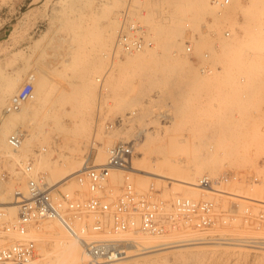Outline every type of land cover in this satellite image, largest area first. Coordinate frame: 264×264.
I'll use <instances>...</instances> for the list:
<instances>
[{
    "label": "rangeland",
    "instance_id": "obj_1",
    "mask_svg": "<svg viewBox=\"0 0 264 264\" xmlns=\"http://www.w3.org/2000/svg\"><path fill=\"white\" fill-rule=\"evenodd\" d=\"M192 1L0 0V142L4 139L11 150L8 134L19 126L29 129L22 155L29 154L35 168L54 183L60 177L55 170L63 163L69 161L74 166L89 155L93 163H99L102 155L106 161L108 146L131 140L135 149L132 163L144 172L156 171L154 164L165 170L177 160L191 165L197 160L204 166V174L211 176L228 171L257 175L258 181L232 182L228 189L264 199V1L230 0L222 15L211 0H202L198 8ZM129 3L131 14L148 27L154 42L153 47L140 51L143 55L132 59L133 63V55L121 51L113 55L119 15ZM141 9L149 14L147 19L139 16ZM209 19L211 23L204 29ZM161 24L164 29H177L178 34L168 38ZM224 28L232 35L225 37ZM189 29L197 37V61L185 54L184 38ZM205 51L220 70L200 72L198 62L204 60ZM31 76L33 99L17 112L6 114L10 98ZM128 112L133 114L127 119ZM120 116L123 123L108 128L109 121ZM185 169L175 167V174L187 177ZM114 171L120 178L114 180L111 173L109 183L113 194L119 195L127 172ZM129 174L141 191L154 183L165 185L168 195H198L196 188L179 180L158 181ZM1 186L25 191L26 178L18 157L7 155L0 146ZM60 188L74 189V178ZM214 196L205 192L198 197ZM51 224L41 221L29 232H66L71 236L60 223L63 229ZM158 236L171 244L187 238L193 242L189 246H195L181 250L169 243L126 246L125 254L113 264H264V249L246 240L264 236V228L239 225L201 233L180 226L162 235L140 230L118 235L126 242ZM44 245L52 248L51 241ZM72 255L78 261L72 264H97L90 263L83 249L73 250Z\"/></svg>",
    "mask_w": 264,
    "mask_h": 264
},
{
    "label": "built area",
    "instance_id": "obj_2",
    "mask_svg": "<svg viewBox=\"0 0 264 264\" xmlns=\"http://www.w3.org/2000/svg\"><path fill=\"white\" fill-rule=\"evenodd\" d=\"M211 4L221 15L227 11L230 0H211ZM121 13L116 47L124 53L151 47L153 40L148 36L146 27L136 21L128 10ZM210 23L209 19L203 28L207 29ZM222 34L229 37L232 32L224 28ZM196 39V34L189 29L184 44L185 54L192 61L198 60L194 54ZM218 46L216 41L215 48ZM210 57V52L205 51L204 60L198 62L202 74L220 70V66L212 64ZM240 79L245 81L243 75ZM34 91L35 82L31 76L10 98L5 113L17 112L28 104L34 97ZM132 114L128 112L126 116L130 118ZM123 121L120 116L113 122L109 121L107 126L112 128ZM28 135L29 129L19 126L8 134L7 139L18 152ZM134 155V142L131 140H119L110 145L103 163H93L89 155L84 169L73 177L74 189H61L62 184L49 182L45 173L35 168L31 158L20 162L26 189L19 194L16 217L12 218L5 207H0V264H52L42 258L36 240L29 232L44 220L59 221L80 241L90 263L100 264H113L122 256L129 242L118 235L129 231L162 235L167 229L175 230L180 226L201 233L216 227L239 225L264 228V208L256 204L264 205V202L228 189L232 182L258 181L257 175L228 171L217 176H200L194 185L201 192L216 194L214 197L194 198L179 193L168 195L166 191L169 189H165V185L157 187L154 183L146 191H141L129 174ZM116 169L127 172L119 195L113 194V186L109 183L111 173ZM246 240L250 245L264 249V236Z\"/></svg>",
    "mask_w": 264,
    "mask_h": 264
},
{
    "label": "bare ground",
    "instance_id": "obj_3",
    "mask_svg": "<svg viewBox=\"0 0 264 264\" xmlns=\"http://www.w3.org/2000/svg\"><path fill=\"white\" fill-rule=\"evenodd\" d=\"M201 1L202 0H193L192 2H191V5H196L195 7H200V5H201ZM205 1V0H204ZM264 0H262V2H263ZM254 3V2H253ZM255 3H257V2H255ZM199 5V6H198ZM256 5V4H255ZM203 6V5H202ZM131 8H130V3H129V5L127 6V8L126 9H124V10H122L121 12H123V11H127L128 10V12H129V14H131V10H130ZM201 9V8H200ZM197 10V9H196ZM198 11H199V9H198ZM203 12H204V10H203ZM208 13H210V12H208ZM132 15V14H131ZM149 14L147 13V12H145V10H143V9H141L140 11H139V16L141 17V19H142V17L143 18H148L149 16H148ZM222 15V14H221ZM121 16H122V13H120V15H119V20H120V18H121ZM132 17L136 20V21H139L143 26H145L146 27V29H147V31H148V36L149 37H151V34H150V31H149V29H148V27L144 24V23H142L136 16H133L132 15ZM148 22V21H147ZM121 24V23H120ZM196 24V23H195ZM162 25V24H161ZM166 26V25H165ZM160 27V26H159ZM159 27H158V29L157 30H159L160 32H161V30L162 29H164L163 27V25H162V29L160 30L159 29ZM120 29V28H119ZM119 29H118V31H117V35H118V32H119ZM163 31V30H162ZM177 31V29H171V28H169V27H167L166 26V28L164 29V34L163 35H165V36H168V38L169 37H171L172 35H177L178 33L176 32ZM177 33V34H176ZM160 34V33H159ZM160 35V37L161 36H163V35ZM117 37V36H116ZM173 37H175V36H173ZM210 37V36H209ZM163 38H165V37H163ZM167 37L165 38V39H168ZM207 38V37H206ZM152 39V38H151ZM159 39V38H158ZM162 39V38H161ZM173 39V38H172ZM153 40V39H152ZM174 40V39H173ZM163 41V40H162ZM170 41V40H169ZM182 41H180V43H181ZM180 43H178V44H180ZM183 43V42H182ZM181 43V44H182ZM153 44H154V42H153ZM175 44V43H174ZM179 46V45H178ZM195 46V45H194ZM151 47H153V45L151 46ZM151 47H148V48H151ZM197 47V46H196ZM195 47V48H196ZM199 47V46H198ZM199 49V48H198ZM200 50V49H199ZM205 50V49H204ZM118 51H121V53L122 54H124V55H133L132 56V58H131V61H132V59H136L137 57H139V56H141V55H143L142 53L143 52H141V53H139L140 51H135V52H128V53H124V51H122L121 49H120V47H116V39H115V43H114V49H113V55H117V52ZM144 51V50H143ZM166 52V51H165ZM137 53V54H136ZM109 54H110V52H109ZM109 54H107V55H109ZM135 57V58H134ZM176 60V59H175ZM181 60V59H180ZM160 61V60H159ZM167 61V60H166ZM180 62V61H179ZM132 63H133V61H132ZM189 63V62H188ZM129 65H130V63H129ZM158 65V64H157ZM147 66V65H146ZM172 66H174V65H171V67ZM180 66V68H181V65H179ZM178 67V66H177ZM174 68V67H173ZM226 68V67H225ZM161 70V69H160ZM168 70H169V68H168ZM173 75V74H172ZM176 79V78H175ZM183 81V80H182ZM163 108V107H162ZM127 114V113H126ZM165 114V117H169L168 115V113H164ZM164 116V115H163ZM126 118H128V116H126ZM43 126V125H42ZM167 129V128H166ZM41 131V130H40ZM159 133V132H158ZM144 135V134H143ZM166 138V137H165ZM185 139V138H184ZM6 140V139H5ZM124 141V140H123ZM107 143L108 144H110V143H112L111 142V140L110 141H107ZM201 143V142H200ZM8 144V143H7ZM206 144H204V146H205ZM0 146H1V148L3 147V148H5V151L7 152V155H9V156H12V157H18V162L20 163V162H22V161H24V160H27L28 158H29V154L28 155H22V147L20 148V150L18 151V152H16L12 147H11V150L10 149H8V148H6V146H5V143H4V139L0 142ZM99 146V145H98ZM109 147V146H108ZM107 147V148H108ZM106 148V149H107ZM7 149V150H6ZM98 155H99V152H98ZM197 155V154H196ZM199 155V154H198ZM197 155V156H198ZM202 156V155H201ZM203 156H205V157H207L208 155H205L204 153H203ZM212 158H216V156L214 155V154H212V155H210ZM209 156V157H210ZM13 159V158H12ZM98 159V158H97ZM101 159V160H100ZM100 162L99 163H103V162H105V158H104V156L102 155V156H100ZM104 160V161H103ZM181 160V159H180ZM183 161H185L184 163H182L181 161H176V162H174V163H176L175 165L173 164V162L172 163H170V164H167V166H166V169L165 170H162L161 169V167L159 166V165H153V169L154 170H156V171H145V172H147V173H145L144 171H142V170H140V169H138V166H136V165H134L133 163H132V166L129 168V172L130 173H135V174H137V175H139L140 177H142V175H147V176H150V177H152L154 180L156 179V180H158V181H168V182H171L172 180H179V181H181V182H184L185 184H189V185H191L190 187H192L193 189H197L198 190V195L196 196V197H194V198H199L198 196L199 195H203V194H205V192L206 193H211V191H203V192H201L194 184L196 183V182H194V181H196V178H199L200 176H202L203 174H204V166L202 165V164H200L199 162H194L193 161V165H191V162H189V164L188 163H186V160H183ZM71 163V162H70ZM69 163V161L68 162H66V163H63L62 164V166L60 167H58V169H56L55 170V166H50V170L51 171H53V170H55L56 172H58V174H59V178L54 182V183H59L60 185L61 184H63L64 182H66V181H68L69 179H71V178H73L74 176H75V174L76 173H78L79 171H81L82 169H84V167H85V159L84 160H82V161H80L78 164H76V165H71ZM159 164V163H158ZM213 165V164H212ZM175 167H181V169H182V167L184 168H186L185 170L187 171V177H181V175H179V174H175ZM116 170H118V169H116ZM54 171V172H55ZM123 171V170H122ZM185 171V172H186ZM67 172V173H66ZM161 172H163V173H161ZM66 173V174H65ZM114 173H116L114 170L112 171V176H113V179L115 180V178L114 177H119L120 178V176L117 174L116 176L115 175H113ZM64 174V175H63ZM160 174H162L163 176H161ZM166 176H171V177H166ZM118 178V179H119ZM117 182V181H116ZM178 182V181H177ZM17 183V182H16ZM194 186H193V185ZM190 187H189V189H190ZM24 188V187H23ZM26 189V188H25ZM193 191V190H192ZM191 191V192H192ZM21 192H23V189L21 188V189H16V188H13V187H10V189L9 190H7L6 188H4V187H0V207H5L7 210H8V212H9V214L11 215V217L12 218H14V217H16L17 216V202L20 200V193ZM193 193V192H192ZM194 195V194H193ZM242 195V194H241ZM189 196H192V195H189ZM244 196H246V195H244ZM193 197V196H192ZM248 197V196H247ZM250 198H254V199H257V200H260V201H263L264 202V199H259V198H255V197H250ZM53 221V222H52ZM48 222H51L52 224L51 225H53L55 228H62V227H64L60 222H58L57 220H48ZM62 225V227L60 226V224ZM39 225V224H38ZM37 225V226H38ZM63 229V228H62ZM64 229L67 231V229L64 227ZM61 231V230H60ZM54 232V233H53ZM53 232H50L49 234H46V235H48V237H46V235L45 234H38L35 230H34V232H31L30 233V235H31V237H33L35 240H37L36 242H38V247H39V252H40V254L45 258V259H47L48 260V262H50V263H55V264H58V263H62V262H68L69 264H72V263H74V261H76V262H78L77 261V256H73L72 255V251L74 250V251H81V249H82V246H81V244H80V242H79V240L78 239H76L75 237L73 238V237H71L72 236V234L69 232V231H67L68 233H70V235L71 236H69V235H67L66 234V232L65 233H63V232H55V231H53ZM133 240V239H132ZM46 241H51L52 242V248L51 249H47L46 247H45V243H46ZM181 241L182 242H177V244H171L170 243V241H168V240H163L162 238H159V236H158V238H155L154 237V239H152V240H149V239H141L140 237H137L136 239H134L132 242H129L128 243V247H134V248H145V247H151L152 245H167L168 243V245H178L177 247H178V249H182V248H188V247H194L195 245H192V246H189L190 244H193V242L192 241H190V240H188L187 238L186 239H181ZM176 242H172V243H176ZM49 243V242H48ZM77 243H79V245L80 246H77ZM197 245V244H196ZM81 247V248H80ZM123 254H125V253H123ZM67 263V264H68ZM97 264H100V263H97Z\"/></svg>",
    "mask_w": 264,
    "mask_h": 264
}]
</instances>
